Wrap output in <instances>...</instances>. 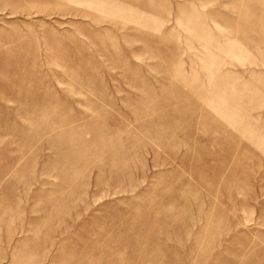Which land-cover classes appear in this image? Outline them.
Wrapping results in <instances>:
<instances>
[{"label": "rangeland", "instance_id": "1", "mask_svg": "<svg viewBox=\"0 0 264 264\" xmlns=\"http://www.w3.org/2000/svg\"><path fill=\"white\" fill-rule=\"evenodd\" d=\"M0 264H264V0H0Z\"/></svg>", "mask_w": 264, "mask_h": 264}]
</instances>
